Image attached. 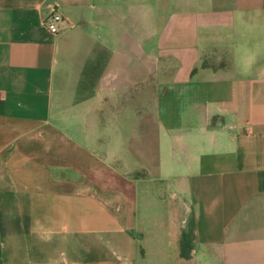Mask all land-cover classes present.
I'll return each mask as SVG.
<instances>
[{"label":"crops","instance_id":"crops-1","mask_svg":"<svg viewBox=\"0 0 264 264\" xmlns=\"http://www.w3.org/2000/svg\"><path fill=\"white\" fill-rule=\"evenodd\" d=\"M0 264H264V0H0Z\"/></svg>","mask_w":264,"mask_h":264},{"label":"built area","instance_id":"built-area-1","mask_svg":"<svg viewBox=\"0 0 264 264\" xmlns=\"http://www.w3.org/2000/svg\"><path fill=\"white\" fill-rule=\"evenodd\" d=\"M61 21H62V15L57 11H53L52 13H50L49 16L43 19L42 23L49 33L57 34L61 29L60 27Z\"/></svg>","mask_w":264,"mask_h":264}]
</instances>
